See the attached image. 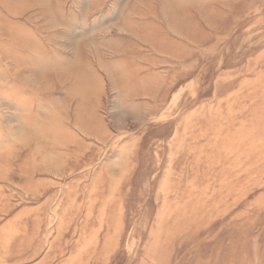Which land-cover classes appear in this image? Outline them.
Returning <instances> with one entry per match:
<instances>
[{
  "label": "rangeland",
  "instance_id": "1",
  "mask_svg": "<svg viewBox=\"0 0 264 264\" xmlns=\"http://www.w3.org/2000/svg\"><path fill=\"white\" fill-rule=\"evenodd\" d=\"M129 1L0 0V264H264V0H194L193 37ZM128 3L184 52L140 45L132 99L99 58Z\"/></svg>",
  "mask_w": 264,
  "mask_h": 264
},
{
  "label": "crops",
  "instance_id": "2",
  "mask_svg": "<svg viewBox=\"0 0 264 264\" xmlns=\"http://www.w3.org/2000/svg\"><path fill=\"white\" fill-rule=\"evenodd\" d=\"M193 1L194 0H151V2L149 4H146L145 7H149V11H151V3H155L157 6L159 4V6H162L161 9H162L163 15L166 17V19L171 21L172 23L171 28L173 29V31L183 32L182 34H185L186 36L190 37L193 31V26L191 28L190 25L186 22H184V24H181L179 23L177 19L178 17H180V15L187 12L186 9H188V13L190 14L189 10H191V8L194 7L193 4L191 3ZM202 1H206L208 3L210 1L213 2V0H202ZM129 3L124 13V15L127 16V18L124 19V22H127L130 29L124 30L123 28L122 33L124 34L117 35L119 40L117 41L116 45L113 47L114 49L113 48L109 49L108 56L105 54L106 52H100L99 58H100V61L102 62L101 64L104 65L103 69L105 71L103 72L108 77V81H110L111 83L114 82L113 84H115L116 88H118L117 91L120 92L123 96L128 97L127 99L129 98L132 99V98H137V96H151L155 94L156 91L158 90L157 87L159 83L160 85L162 83V78L160 82L159 78L157 77L158 74H156L157 76H149L148 78H140L141 76L137 78L138 73H139L136 71L137 67L135 66L134 70L132 67H129L130 63L133 62V59L149 61L152 64H156L158 62V60L142 57L138 50L140 45L149 46L154 52V54L157 56L166 55V56H170L172 59H177V60L180 59V53L183 54L184 52L181 50L179 51L174 50L176 45H173L172 43H170V41L168 42L166 39H164V35H162L163 33L154 24H148L145 22L146 19L144 18L147 16L144 15V12L140 10V8L131 6ZM180 3H187V5L184 8H181L183 6ZM190 3L192 5H190ZM129 6H131V8ZM198 12L202 13V11L200 10ZM150 13H153V12H150ZM134 16H136V18H134L133 20ZM119 20L121 21L123 19H119ZM125 44H127L128 47ZM132 77L133 79L136 80L135 85L137 86L133 88V90L126 88V86L129 84L128 81ZM122 85H125V86L121 87ZM80 111H81V108L80 109L77 108L75 110V114H76L75 117H79ZM75 123L77 124L79 129L83 131L84 133H86L87 135H90V136L93 135L98 138L106 137L104 131H102L99 134H96L91 128H89L92 133H87L84 130V127L82 126L80 121L75 120ZM33 156L36 157V155H33ZM7 165L8 164H5L6 167ZM36 168L38 169L37 166ZM1 169L2 170H0V177L4 176L6 173L4 167H1ZM21 185H23L27 190L30 189V186H32L31 183L29 182L27 183L21 182ZM0 208L3 209V204L1 202H0ZM35 234L36 232L33 234L30 233L29 235L33 236ZM12 236H13L12 234L6 233V231H4L3 233H0V250L5 249V252H6V253H2L0 251V255L10 253L11 246L8 245V243L10 242ZM31 242H34V240H32ZM21 243H23V241H21ZM37 243L38 242L31 243V245L27 247V248H30V249H26L28 252L31 250L32 254L30 255L38 254L37 251H40V249L43 247L42 246L41 248H38ZM37 248L39 250H37ZM35 251L37 253H35Z\"/></svg>",
  "mask_w": 264,
  "mask_h": 264
},
{
  "label": "bare ground",
  "instance_id": "3",
  "mask_svg": "<svg viewBox=\"0 0 264 264\" xmlns=\"http://www.w3.org/2000/svg\"><path fill=\"white\" fill-rule=\"evenodd\" d=\"M116 24V26L118 27L117 29L118 30H120L121 28H122V26L124 27V30H128V29H130L129 28V26H128V24H127V22H123V20H121V21H118V22H115ZM79 39V38H78ZM80 40V39H79ZM82 43H84V44H89L90 43V41L88 40V39H85V38H81V40H80ZM74 48H76V42H75V47ZM96 50H97V46L95 47V45H94V48H92V53H94L95 54V52H96ZM46 75H45V72L44 73H42L41 71H39L38 69H35L33 72H32V74H30V76H23L21 79H36V80H45L46 79V77H45ZM20 79V78H19ZM37 114V113H36ZM83 127H84V130L87 132V133H92L91 132V130L89 129V128H86L84 125H82ZM98 129H100V127L99 126H96Z\"/></svg>",
  "mask_w": 264,
  "mask_h": 264
}]
</instances>
